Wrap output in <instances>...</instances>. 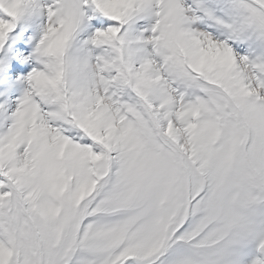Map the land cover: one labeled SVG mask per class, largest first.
I'll return each instance as SVG.
<instances>
[{"label":"snow or ice","instance_id":"obj_1","mask_svg":"<svg viewBox=\"0 0 264 264\" xmlns=\"http://www.w3.org/2000/svg\"><path fill=\"white\" fill-rule=\"evenodd\" d=\"M0 264H264V0H0Z\"/></svg>","mask_w":264,"mask_h":264}]
</instances>
